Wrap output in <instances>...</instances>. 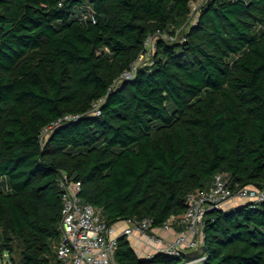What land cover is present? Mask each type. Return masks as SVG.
Here are the masks:
<instances>
[{"label":"trees","instance_id":"1","mask_svg":"<svg viewBox=\"0 0 264 264\" xmlns=\"http://www.w3.org/2000/svg\"><path fill=\"white\" fill-rule=\"evenodd\" d=\"M192 1L0 0V263L55 264L63 175L109 223L151 228L218 173L264 188V0H206L189 23ZM187 24L120 79L150 34ZM203 232L151 258L122 236L114 259L264 264V201L210 210Z\"/></svg>","mask_w":264,"mask_h":264},{"label":"built area","instance_id":"2","mask_svg":"<svg viewBox=\"0 0 264 264\" xmlns=\"http://www.w3.org/2000/svg\"><path fill=\"white\" fill-rule=\"evenodd\" d=\"M206 0H196L190 3V18L194 22L198 11ZM170 41L182 40L179 31L170 33L158 30L150 34L144 44V50L131 67L123 72L120 79L133 78L142 65L151 63L156 51L158 39ZM93 113L100 114L99 105H94ZM78 115H64L55 124L62 120L76 119ZM52 128L45 129L48 132ZM62 189V220L60 224V238L55 246V264H116L114 254L118 239L122 236L128 238H147L153 246V252L145 255L151 258L157 252L179 256L182 252L199 249L204 241V218L214 208H224L226 202L238 199L243 203H260L264 201V188L243 186L234 191L228 183L225 173H218L214 177L210 189L195 190L186 196L187 210L181 216H172L161 227L169 230L178 226L175 238L164 239L151 228L152 220L144 218L140 221L125 220L129 224L120 228L118 223H109L102 210L90 203L83 202L80 197L81 184L79 181L69 179L63 175L60 179ZM185 260L180 264H196L203 260Z\"/></svg>","mask_w":264,"mask_h":264},{"label":"crops","instance_id":"3","mask_svg":"<svg viewBox=\"0 0 264 264\" xmlns=\"http://www.w3.org/2000/svg\"><path fill=\"white\" fill-rule=\"evenodd\" d=\"M239 204H243V202L234 198V199H231L230 201L226 202L224 205V208L229 209V208H232V207L239 205ZM128 224L129 223L127 221H122V222L118 223V225L120 226L121 229H122V227L127 226ZM178 229H179L178 226H173L169 230H164V229L161 230V228H155V231L157 234H160L164 239L171 240V239L175 238V236L178 232ZM128 239L140 257H144L148 253L153 252V246L150 244V242L147 240V238L141 239L138 237H133V238H128Z\"/></svg>","mask_w":264,"mask_h":264},{"label":"rangeland","instance_id":"4","mask_svg":"<svg viewBox=\"0 0 264 264\" xmlns=\"http://www.w3.org/2000/svg\"><path fill=\"white\" fill-rule=\"evenodd\" d=\"M191 22H192V20L189 21V23H191ZM188 27L189 26L187 24L186 26L184 25V26H181L180 28H178L180 36L183 35V33H185V31L188 29ZM14 246H15L17 252H18L19 249H20L19 243L15 242ZM16 257H18V255H16ZM0 264H11L10 260H9V256L7 254L4 256V258H3V260H2V262Z\"/></svg>","mask_w":264,"mask_h":264}]
</instances>
